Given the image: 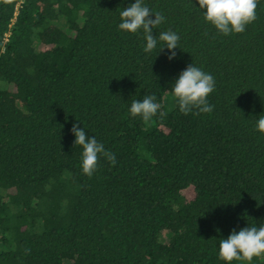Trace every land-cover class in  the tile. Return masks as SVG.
Returning a JSON list of instances; mask_svg holds the SVG:
<instances>
[{
    "label": "trees",
    "instance_id": "1",
    "mask_svg": "<svg viewBox=\"0 0 264 264\" xmlns=\"http://www.w3.org/2000/svg\"><path fill=\"white\" fill-rule=\"evenodd\" d=\"M133 2L0 0V264H225L220 239L264 224V0L228 36L195 0H144L165 17L153 35L180 37L173 60L118 29ZM191 63L213 110L166 112ZM148 96L158 112L132 116ZM73 124L115 162L85 175Z\"/></svg>",
    "mask_w": 264,
    "mask_h": 264
},
{
    "label": "clouds",
    "instance_id": "2",
    "mask_svg": "<svg viewBox=\"0 0 264 264\" xmlns=\"http://www.w3.org/2000/svg\"><path fill=\"white\" fill-rule=\"evenodd\" d=\"M195 4L201 10L204 21L224 36L243 33L256 18L257 0H195ZM164 20L165 17L150 10L144 0H134L128 7L120 8L118 29L132 34L142 30L146 42L143 48L145 53L159 47V54L167 49L170 53L168 59L173 60L176 55L174 50L179 49V35L171 30L153 35V29ZM214 90V77L192 63L179 74L170 89L180 112L185 115L193 110L211 112L213 109L208 97ZM159 108L156 98L148 96L133 100L128 111L134 117L149 120ZM255 128L264 133V114L257 117ZM71 133L75 138L74 146L82 148L81 169L85 175L91 176L96 171L101 156L115 162V155L107 151L94 136L87 135L83 126L73 124ZM218 255L225 264H231L233 260L251 262L253 257L264 255V224L233 230L226 239H220Z\"/></svg>",
    "mask_w": 264,
    "mask_h": 264
},
{
    "label": "rangeland",
    "instance_id": "3",
    "mask_svg": "<svg viewBox=\"0 0 264 264\" xmlns=\"http://www.w3.org/2000/svg\"><path fill=\"white\" fill-rule=\"evenodd\" d=\"M163 108L166 112H170L174 108V97L172 95H167L163 99ZM170 234L168 232H163L160 236V241L162 243H167Z\"/></svg>",
    "mask_w": 264,
    "mask_h": 264
}]
</instances>
